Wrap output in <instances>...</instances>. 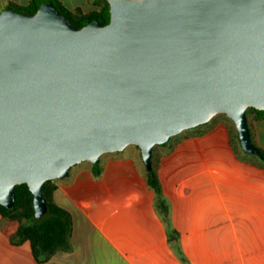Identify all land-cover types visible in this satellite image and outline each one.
Listing matches in <instances>:
<instances>
[{"label": "water", "instance_id": "1", "mask_svg": "<svg viewBox=\"0 0 264 264\" xmlns=\"http://www.w3.org/2000/svg\"><path fill=\"white\" fill-rule=\"evenodd\" d=\"M109 22L77 29L52 4L0 12V205L83 162L152 152L223 114L260 157L246 112L264 111V0H105Z\"/></svg>", "mask_w": 264, "mask_h": 264}, {"label": "crops", "instance_id": "2", "mask_svg": "<svg viewBox=\"0 0 264 264\" xmlns=\"http://www.w3.org/2000/svg\"><path fill=\"white\" fill-rule=\"evenodd\" d=\"M30 1L0 0V12ZM59 1L98 10L91 0ZM247 124L264 152V117L250 114ZM236 134L217 117L153 149L166 211L137 146L102 155L98 176L89 162L72 167L52 194L71 217L68 246L38 261L28 241H12L19 223L0 216V264H264V162L236 147Z\"/></svg>", "mask_w": 264, "mask_h": 264}, {"label": "trees", "instance_id": "3", "mask_svg": "<svg viewBox=\"0 0 264 264\" xmlns=\"http://www.w3.org/2000/svg\"><path fill=\"white\" fill-rule=\"evenodd\" d=\"M91 2L98 8V10L89 14H82L79 10L71 12L66 9L59 0H31L26 6L8 4L4 10H10L22 15L30 16L33 15L41 5L52 4L57 9L59 14L63 15L77 29H80L92 21L98 22L102 26L106 25L110 19L108 3L105 0H91ZM253 113L259 117H264V111L249 108L246 112L247 118ZM219 115L226 117L223 114ZM236 139L239 147L240 143L238 134H236ZM169 141L156 147L165 146L169 143ZM259 152L261 154L259 158L264 162V152L260 150ZM93 168L94 175L98 176L100 174L99 162L93 165ZM147 184L157 195L158 207L161 210L166 211V207L161 198L159 180L153 167L150 171H147ZM54 190L55 186L53 185V181H47L43 184L42 194L47 211L40 218L35 217L33 209V195L25 184L15 186V202L13 207L5 208L0 205V216L3 219L13 220L19 223L18 229L13 236L12 241L14 243L28 241L30 243L33 256L38 261L47 259L58 250L65 249L69 242V236L72 228L71 217L68 212L54 204L52 199Z\"/></svg>", "mask_w": 264, "mask_h": 264}, {"label": "rangeland", "instance_id": "4", "mask_svg": "<svg viewBox=\"0 0 264 264\" xmlns=\"http://www.w3.org/2000/svg\"><path fill=\"white\" fill-rule=\"evenodd\" d=\"M217 117H223V116H221V115H217V116H215L214 118L216 119ZM176 137V138H175ZM175 137H173L171 140H172V143L173 142H175L176 140H177V136H175ZM235 137V136H234ZM235 144H236V147H237V140L235 139ZM129 147H132V146H128V149H131V148H129ZM166 147L167 146H163V147H157V148H155L156 149V151L158 150V149H166ZM154 166L155 167H157V164H158V161H156L155 160V162H154Z\"/></svg>", "mask_w": 264, "mask_h": 264}]
</instances>
